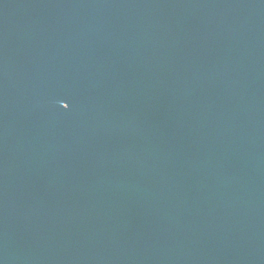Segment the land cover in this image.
Masks as SVG:
<instances>
[{"label": "water", "instance_id": "water-1", "mask_svg": "<svg viewBox=\"0 0 264 264\" xmlns=\"http://www.w3.org/2000/svg\"><path fill=\"white\" fill-rule=\"evenodd\" d=\"M0 264H264V0H0Z\"/></svg>", "mask_w": 264, "mask_h": 264}, {"label": "snow or ice", "instance_id": "snow-or-ice-1", "mask_svg": "<svg viewBox=\"0 0 264 264\" xmlns=\"http://www.w3.org/2000/svg\"><path fill=\"white\" fill-rule=\"evenodd\" d=\"M67 107H68V105L66 104V105H65V108H67Z\"/></svg>", "mask_w": 264, "mask_h": 264}]
</instances>
